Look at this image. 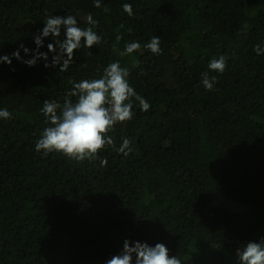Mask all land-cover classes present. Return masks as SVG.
<instances>
[{
  "label": "trees",
  "instance_id": "1",
  "mask_svg": "<svg viewBox=\"0 0 264 264\" xmlns=\"http://www.w3.org/2000/svg\"><path fill=\"white\" fill-rule=\"evenodd\" d=\"M101 4L0 0V55L20 44L35 51L34 34L49 15L79 14L87 27L90 13L102 36L76 50L64 72L43 60L0 64V109L12 113L0 119V264H105L125 239L163 243L182 264H237V248L264 237V54L253 51L264 47V0ZM153 36L160 55L143 48ZM131 41L141 49L120 55ZM48 43L52 37L41 52ZM220 55L228 57L222 74L208 69ZM116 60L151 105L142 112L136 102L133 119L108 133L117 148L130 139L133 151L101 150L103 167L37 152L48 126L43 101L62 104L69 81L98 78ZM204 72L216 77L211 91L201 84Z\"/></svg>",
  "mask_w": 264,
  "mask_h": 264
},
{
  "label": "clouds",
  "instance_id": "2",
  "mask_svg": "<svg viewBox=\"0 0 264 264\" xmlns=\"http://www.w3.org/2000/svg\"><path fill=\"white\" fill-rule=\"evenodd\" d=\"M93 6L101 8V0H93ZM123 12L132 16L133 7L130 3L122 4ZM108 12L109 9L104 7ZM77 15L69 13L65 16L49 15L43 21L44 27L38 34H34L35 51L20 44L19 48L10 55H0V64H12L16 59L28 67H34L38 61H45L44 67H57L59 71H67L74 62V53L81 47L91 49L102 42V36L96 29L99 21L94 20L89 13L86 17L87 27H81ZM63 29V37L61 32ZM52 37L54 43H48V52H41L44 39ZM117 41L122 36H117ZM142 47L138 41L126 42L120 55H132ZM143 48L153 55L162 54L160 37L153 36L143 44ZM21 49L31 59H23ZM114 52L118 51L115 47ZM253 51L264 54V47L255 45ZM49 53H52L49 63ZM228 57L220 55L213 57L208 63V69L222 74L227 67ZM129 69L122 67L119 60L109 62L98 78H85L69 81L71 89L66 93L63 103L45 99L40 109L46 118V126L35 142V150L44 156L59 153L77 163L85 159L89 161L99 159L100 166H106L107 160L99 157V152L107 147L114 148L117 153L129 155L131 140L122 137V143L117 148L113 137L109 135L114 126L131 121L135 115L133 108L138 102L140 111L147 112L151 105L129 83ZM201 84L207 91H211L216 83V77H210L208 72L201 74ZM12 113L7 108L0 109V119H11ZM134 244V246H133ZM237 264H264V237L257 241H248L242 248L236 250ZM135 258V259H134ZM105 264H182L177 255L170 256L169 249L163 243L150 246L147 242H123V250L106 260Z\"/></svg>",
  "mask_w": 264,
  "mask_h": 264
}]
</instances>
